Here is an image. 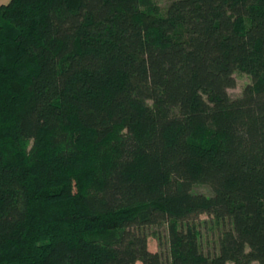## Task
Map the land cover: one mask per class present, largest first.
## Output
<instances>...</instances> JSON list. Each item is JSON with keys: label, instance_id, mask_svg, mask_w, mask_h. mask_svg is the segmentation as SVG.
<instances>
[{"label": "trees", "instance_id": "1", "mask_svg": "<svg viewBox=\"0 0 264 264\" xmlns=\"http://www.w3.org/2000/svg\"><path fill=\"white\" fill-rule=\"evenodd\" d=\"M162 224L170 264H264V0L0 3V264H163Z\"/></svg>", "mask_w": 264, "mask_h": 264}, {"label": "rangeland", "instance_id": "2", "mask_svg": "<svg viewBox=\"0 0 264 264\" xmlns=\"http://www.w3.org/2000/svg\"><path fill=\"white\" fill-rule=\"evenodd\" d=\"M9 0H0V3H6ZM159 7V13L163 14L166 6L170 3L171 0H153ZM235 78V85L231 88H228V93L232 96H239L243 88L251 82L250 75L247 73L236 70L233 73ZM27 149L30 148L31 142L26 144ZM74 186V183L72 181ZM194 191L209 193V188L204 184L194 185ZM195 226L198 231V242L200 248L204 252L213 253L217 251L218 247V237L221 234L224 227H227V224L220 220H216L214 217L202 213L197 220H195ZM147 235L148 247L152 251H157L160 253L163 264H170L169 257V246L167 240V229L166 225H150L144 229ZM135 264H140L137 261ZM230 264V263H228ZM256 264V263H252Z\"/></svg>", "mask_w": 264, "mask_h": 264}]
</instances>
